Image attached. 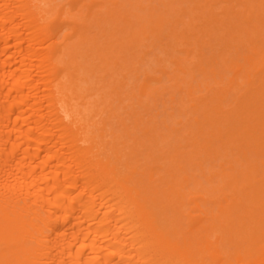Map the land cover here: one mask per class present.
Returning a JSON list of instances; mask_svg holds the SVG:
<instances>
[{"label": "bare ground", "instance_id": "1", "mask_svg": "<svg viewBox=\"0 0 264 264\" xmlns=\"http://www.w3.org/2000/svg\"><path fill=\"white\" fill-rule=\"evenodd\" d=\"M0 264H264V0H0Z\"/></svg>", "mask_w": 264, "mask_h": 264}]
</instances>
